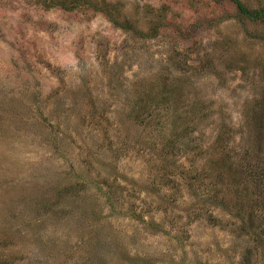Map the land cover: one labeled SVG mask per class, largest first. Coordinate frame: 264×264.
Instances as JSON below:
<instances>
[{
    "label": "rangeland",
    "instance_id": "374dc122",
    "mask_svg": "<svg viewBox=\"0 0 264 264\" xmlns=\"http://www.w3.org/2000/svg\"><path fill=\"white\" fill-rule=\"evenodd\" d=\"M0 264H264V20L0 0Z\"/></svg>",
    "mask_w": 264,
    "mask_h": 264
},
{
    "label": "trees",
    "instance_id": "16d2710c",
    "mask_svg": "<svg viewBox=\"0 0 264 264\" xmlns=\"http://www.w3.org/2000/svg\"><path fill=\"white\" fill-rule=\"evenodd\" d=\"M231 1L236 9H237V16L241 21L249 20V21H261L264 20V5L256 7V8H249L245 5L241 0H229ZM173 121H177L176 118ZM218 135L215 137V143L218 142ZM177 139V138H176ZM173 140L171 144L175 143Z\"/></svg>",
    "mask_w": 264,
    "mask_h": 264
}]
</instances>
